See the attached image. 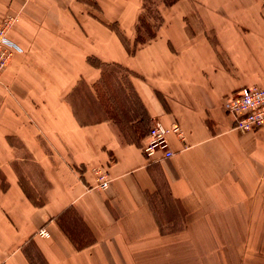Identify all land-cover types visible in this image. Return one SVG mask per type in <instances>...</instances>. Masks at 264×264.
<instances>
[{"label": "crops", "instance_id": "0c3cea01", "mask_svg": "<svg viewBox=\"0 0 264 264\" xmlns=\"http://www.w3.org/2000/svg\"><path fill=\"white\" fill-rule=\"evenodd\" d=\"M144 3L0 0L19 49L0 79V264H172L177 239L211 243L215 215L264 205V126L240 131L225 107L264 86V0L164 4L137 47ZM156 120L183 129L172 158L144 153Z\"/></svg>", "mask_w": 264, "mask_h": 264}, {"label": "rangeland", "instance_id": "374dc122", "mask_svg": "<svg viewBox=\"0 0 264 264\" xmlns=\"http://www.w3.org/2000/svg\"><path fill=\"white\" fill-rule=\"evenodd\" d=\"M28 1H25V3ZM165 1L166 0H145L143 11L140 15L141 19H139L136 26L135 44H137L139 37L147 39L149 37V31L152 33L157 31V28H159L158 26L161 25L160 12L161 8L165 4ZM16 23H14V25ZM13 26L9 29L10 31ZM112 26L117 28L116 24H112ZM131 33L133 32H130L129 35H131ZM119 34L124 38L121 31H119ZM151 40H148L146 43ZM144 44L140 43L138 46ZM17 51L19 50L14 51V55ZM14 55L5 69H7L13 61ZM105 70V79L107 78L108 80L110 78V85L109 88H104L105 90L102 91L107 93L108 96L112 95L111 98L113 99H120L122 95L119 91L121 85L117 84V78L122 76L121 72L117 71L115 65H106ZM1 76L0 79L2 78ZM121 81L123 80L121 79ZM249 206L253 209L252 214L244 211V209ZM238 208L242 210L234 213H220L215 215L216 223L221 225V229L219 230V239H214L211 243H209L210 240L205 238L202 240L201 244L187 247L180 246L177 239L172 247V252L177 256L184 255L185 257L173 260L172 264H264V231L262 229L261 236H259L258 230L259 226H264L263 199L262 204H260L259 199H257L255 204L254 200H252V204L248 201H244V203L240 204ZM164 217L167 220L170 216L168 217L165 215ZM175 217L176 215H171V219H175ZM176 221H179V219L177 218ZM174 227L176 230H179L180 224L178 223L177 226L174 224Z\"/></svg>", "mask_w": 264, "mask_h": 264}, {"label": "built area", "instance_id": "2783aa9c", "mask_svg": "<svg viewBox=\"0 0 264 264\" xmlns=\"http://www.w3.org/2000/svg\"><path fill=\"white\" fill-rule=\"evenodd\" d=\"M28 1V0H24ZM17 17H8L0 21V76L9 62L14 51L19 50L9 39V29L16 23ZM226 110L235 118L236 129L243 132L256 131L264 126V86H244L231 94L225 103ZM173 133L185 140L183 129L174 124L166 127L160 121H154L149 132L148 144L144 153L149 159H169L175 155L170 145L169 135ZM99 187L105 189L109 185V175L101 169L97 171ZM47 235L46 231H42Z\"/></svg>", "mask_w": 264, "mask_h": 264}, {"label": "trees", "instance_id": "16d2710c", "mask_svg": "<svg viewBox=\"0 0 264 264\" xmlns=\"http://www.w3.org/2000/svg\"><path fill=\"white\" fill-rule=\"evenodd\" d=\"M178 0H171V1H169V0H166L164 3H165V5L166 6H171V5H173V4H175L176 2H177ZM141 19V18H140ZM160 21H161V17H160ZM142 22H143V20H142ZM159 27V26H158ZM149 30V29H148ZM157 31H158V28H157ZM157 31L156 32H151V31H149L148 32V38L147 39H142V38H140L139 37V39L137 40V47H138V44H144V43H146L148 40H151V39H154L156 36H157ZM139 40H141V41H139Z\"/></svg>", "mask_w": 264, "mask_h": 264}]
</instances>
